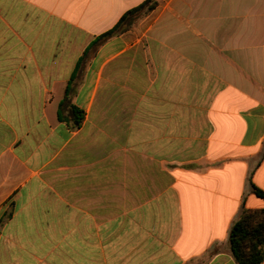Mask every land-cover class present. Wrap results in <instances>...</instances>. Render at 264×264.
Wrapping results in <instances>:
<instances>
[{
  "label": "crops",
  "instance_id": "1",
  "mask_svg": "<svg viewBox=\"0 0 264 264\" xmlns=\"http://www.w3.org/2000/svg\"><path fill=\"white\" fill-rule=\"evenodd\" d=\"M145 1L0 0V264H237L264 0Z\"/></svg>",
  "mask_w": 264,
  "mask_h": 264
},
{
  "label": "trees",
  "instance_id": "2",
  "mask_svg": "<svg viewBox=\"0 0 264 264\" xmlns=\"http://www.w3.org/2000/svg\"><path fill=\"white\" fill-rule=\"evenodd\" d=\"M158 4L159 0H146L129 10L101 39L130 29L132 23L138 21L139 17L150 14ZM73 110L80 112L75 106ZM252 188L257 196L264 199V190L255 185ZM228 245L237 264H261L264 261V209L243 208L231 226Z\"/></svg>",
  "mask_w": 264,
  "mask_h": 264
},
{
  "label": "rangeland",
  "instance_id": "3",
  "mask_svg": "<svg viewBox=\"0 0 264 264\" xmlns=\"http://www.w3.org/2000/svg\"><path fill=\"white\" fill-rule=\"evenodd\" d=\"M137 21H135L134 23H136Z\"/></svg>",
  "mask_w": 264,
  "mask_h": 264
}]
</instances>
